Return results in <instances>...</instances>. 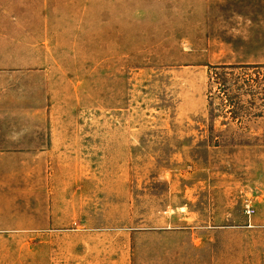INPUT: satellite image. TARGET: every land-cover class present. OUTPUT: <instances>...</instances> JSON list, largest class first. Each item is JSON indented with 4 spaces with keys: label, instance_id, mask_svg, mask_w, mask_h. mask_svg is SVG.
<instances>
[{
    "label": "rangeland",
    "instance_id": "obj_1",
    "mask_svg": "<svg viewBox=\"0 0 264 264\" xmlns=\"http://www.w3.org/2000/svg\"><path fill=\"white\" fill-rule=\"evenodd\" d=\"M0 264H264V0H0Z\"/></svg>",
    "mask_w": 264,
    "mask_h": 264
},
{
    "label": "built area",
    "instance_id": "obj_2",
    "mask_svg": "<svg viewBox=\"0 0 264 264\" xmlns=\"http://www.w3.org/2000/svg\"><path fill=\"white\" fill-rule=\"evenodd\" d=\"M246 206H247L246 213H247L248 215L253 214V213H254V209H253V207L251 206V204L248 203Z\"/></svg>",
    "mask_w": 264,
    "mask_h": 264
},
{
    "label": "crops",
    "instance_id": "obj_3",
    "mask_svg": "<svg viewBox=\"0 0 264 264\" xmlns=\"http://www.w3.org/2000/svg\"><path fill=\"white\" fill-rule=\"evenodd\" d=\"M255 225H253L252 223H251V225H250V227H254Z\"/></svg>",
    "mask_w": 264,
    "mask_h": 264
}]
</instances>
